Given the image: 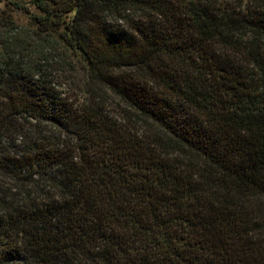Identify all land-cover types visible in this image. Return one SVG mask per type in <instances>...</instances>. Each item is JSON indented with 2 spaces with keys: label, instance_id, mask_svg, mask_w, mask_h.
I'll list each match as a JSON object with an SVG mask.
<instances>
[{
  "label": "trees",
  "instance_id": "obj_1",
  "mask_svg": "<svg viewBox=\"0 0 264 264\" xmlns=\"http://www.w3.org/2000/svg\"><path fill=\"white\" fill-rule=\"evenodd\" d=\"M26 5L0 0V264H264V0ZM67 58L133 125L58 88Z\"/></svg>",
  "mask_w": 264,
  "mask_h": 264
},
{
  "label": "rangeland",
  "instance_id": "obj_2",
  "mask_svg": "<svg viewBox=\"0 0 264 264\" xmlns=\"http://www.w3.org/2000/svg\"><path fill=\"white\" fill-rule=\"evenodd\" d=\"M23 3L28 5V0H23ZM28 6L31 14L22 10L13 11L14 8L11 5L7 7L2 5V8L7 9V14L12 16L15 24L20 30H34L36 26L33 24L31 15L36 13V10L31 5ZM47 69L49 72L51 71L53 77H57L59 83H61L58 88L65 93L67 97H70L74 103L87 105L91 103L96 104L99 101L104 112H107V115L122 124L125 123V125L128 126L133 125L132 123L136 115L132 112V109L104 87L97 88L89 85L83 71V66L76 59L67 58L66 62L61 64H57V62L53 61Z\"/></svg>",
  "mask_w": 264,
  "mask_h": 264
}]
</instances>
